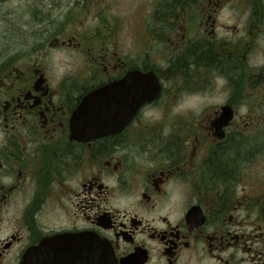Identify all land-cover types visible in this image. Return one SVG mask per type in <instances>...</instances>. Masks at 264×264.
I'll return each mask as SVG.
<instances>
[{
  "label": "flooded vegetation",
  "instance_id": "flooded-vegetation-1",
  "mask_svg": "<svg viewBox=\"0 0 264 264\" xmlns=\"http://www.w3.org/2000/svg\"><path fill=\"white\" fill-rule=\"evenodd\" d=\"M142 1L124 31L107 0H0V264H264L262 161L231 155L264 112V0ZM132 72L155 100L91 130L79 107ZM216 88L199 121L144 119Z\"/></svg>",
  "mask_w": 264,
  "mask_h": 264
},
{
  "label": "rangeland",
  "instance_id": "rangeland-1",
  "mask_svg": "<svg viewBox=\"0 0 264 264\" xmlns=\"http://www.w3.org/2000/svg\"><path fill=\"white\" fill-rule=\"evenodd\" d=\"M108 1V15L116 20L115 26L121 30H128L130 27L131 20L138 8H141L146 1L142 0H107ZM114 20V21H115ZM65 54L64 56H67ZM73 62L75 63L78 59L75 55H69ZM63 59H65L63 57ZM66 60V59H65ZM72 62V63H73ZM205 90V89H203ZM207 90V89H206ZM205 90V91H206ZM226 97L222 94L217 88L214 91H208V94H205L202 97H190L182 99V102L177 105L175 109L172 110V113L163 114L157 109H153L150 112L145 113V120H148L153 123L155 127V134L158 136L160 134V127L165 126L166 122L181 120L183 122H193L199 121L201 114L199 107L212 106V105H221L225 101ZM250 99H247V101ZM255 103L263 102L260 97L254 96L251 99ZM264 105V104H262ZM189 110H192L189 112ZM206 116V113L203 114ZM245 122L253 123L247 130H231V138L244 139L247 140L237 142V145H231V155L234 153H242L245 148L248 149L249 153L252 155H259L257 160H261L262 165L260 170L257 171L256 175L264 176V112H242L237 114L235 122ZM171 128V127H170ZM164 130L162 129V132ZM249 145L244 146L243 144ZM235 148V149H233ZM263 167V168H262ZM263 169V170H261ZM253 170H256L253 169Z\"/></svg>",
  "mask_w": 264,
  "mask_h": 264
},
{
  "label": "water",
  "instance_id": "water-1",
  "mask_svg": "<svg viewBox=\"0 0 264 264\" xmlns=\"http://www.w3.org/2000/svg\"><path fill=\"white\" fill-rule=\"evenodd\" d=\"M155 82V86H148V83ZM139 79V88L134 86ZM145 83V84H144ZM138 84V83H137ZM120 85V87L118 86ZM159 84L152 73L141 75L138 72L128 74L121 83H115L96 90L79 107L78 116L85 117L83 121L89 128H99L115 131L128 123L140 107L145 103L155 100L159 91ZM121 89L123 92L121 93ZM91 101V102H88ZM99 101V102H98ZM122 116L124 117L122 120ZM234 112L225 106L220 110V115L214 121L213 129L215 136L223 138V130L234 121Z\"/></svg>",
  "mask_w": 264,
  "mask_h": 264
}]
</instances>
